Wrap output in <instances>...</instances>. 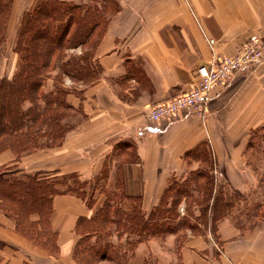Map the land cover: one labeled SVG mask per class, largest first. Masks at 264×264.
<instances>
[{
    "label": "crops",
    "instance_id": "1",
    "mask_svg": "<svg viewBox=\"0 0 264 264\" xmlns=\"http://www.w3.org/2000/svg\"><path fill=\"white\" fill-rule=\"evenodd\" d=\"M34 2L12 0L8 42ZM115 2L93 49L96 78L67 88L65 100L74 109L61 143L18 159L4 150L0 167L113 181L115 190L138 197L148 212L170 180H184L198 165L211 163L216 183L222 180L230 191L223 195L233 197L217 222L215 245L207 232L186 231L180 243L176 233L165 242L151 236L136 244L131 264H174L161 244L179 245V264H264V60L215 87L202 115L182 109L154 121L145 114L149 104L190 90L200 65L234 54L250 34L261 36L264 51V0ZM203 146L211 161L199 156ZM94 213L75 194H55L45 224L55 234L52 253L19 232L14 217L0 209V264H78L77 221ZM28 219L43 229L37 213Z\"/></svg>",
    "mask_w": 264,
    "mask_h": 264
},
{
    "label": "trees",
    "instance_id": "2",
    "mask_svg": "<svg viewBox=\"0 0 264 264\" xmlns=\"http://www.w3.org/2000/svg\"><path fill=\"white\" fill-rule=\"evenodd\" d=\"M11 3L12 0H0V46L6 39ZM87 3L35 0L24 13L17 27L13 46L20 66L10 76L0 77V152L8 149L18 159L25 152L58 145L72 126L67 120L74 109L65 100L68 89L56 83L52 91L45 92L42 83L46 73L55 68L60 74H69L88 82L96 78L100 67L96 61H88L87 50L91 49L93 56V49L108 17L107 14H98V8H90ZM116 9L117 4L113 0L110 13ZM99 24L102 27L96 34ZM76 46H84L86 52L83 51L78 57L66 58L65 52ZM26 102L29 106L23 107ZM200 153L205 160L211 161L204 146L200 148ZM197 177L204 181L201 184L195 183L197 191L202 193L201 200L197 202L199 214L195 217V222L192 223L186 217L173 224L166 222L167 217H180L176 210L178 203L165 208L161 202L171 189L172 183L169 182L158 203L148 212L142 210L138 197L125 196L135 202L130 209L112 206L113 210L110 211L111 206L105 203L91 217H80L76 226L80 238L73 251L74 259L78 264H94L103 259L122 260V256L114 248L110 250L107 245L89 242L92 236L100 235L107 224L114 225L116 230L122 229L137 236L135 241L127 243L130 248L148 236L174 233L180 228H188L192 233H206L208 223L209 230L215 233L216 223L226 213L230 203L219 194L214 196L212 193L211 169L198 171ZM77 178L76 174H20L14 166H1L0 209L14 217L19 232L56 253L55 234L45 227L51 212V200L55 194L60 193L81 197L77 187L67 183L68 179H72L75 184ZM176 187L175 196H190L186 186ZM85 205L90 207L86 203ZM31 213L39 215L42 230H38L29 221Z\"/></svg>",
    "mask_w": 264,
    "mask_h": 264
},
{
    "label": "rangeland",
    "instance_id": "3",
    "mask_svg": "<svg viewBox=\"0 0 264 264\" xmlns=\"http://www.w3.org/2000/svg\"><path fill=\"white\" fill-rule=\"evenodd\" d=\"M87 3V2H86ZM87 4H89L88 6H90V8L92 7H96L99 10L98 14H103V16L107 17L111 14L110 9L113 8V0H91L90 2H88ZM25 13V12H24ZM24 13L22 14V16L19 18L18 23L16 25V30L17 27L19 25V22L21 21L22 17L24 16ZM109 14V15H108ZM102 27L101 24H99L96 34H98L100 28ZM14 30V29H13ZM16 32V31H15ZM16 36V33H15ZM15 36L13 37L14 39L10 42H8L7 40V34H6V39L4 40V42H2L1 46H0V74H2V72L4 71H9L8 74H10V71H12V74L19 68L20 66V60L17 56L16 53L13 52V54L11 53V46H12V50H13V46H14V41H15ZM7 40V41H6ZM86 48L83 46H76V47H71L69 48L65 54H66V58H70V57H78L81 55V53L85 50ZM91 49L87 50V53L89 55H87L88 61L90 63H94V59L93 56L91 54ZM86 52V51H84ZM59 70L57 68L50 70L48 73H46V76L43 80L42 83V89L45 92H48L49 90H53L54 86L56 83H59L60 85H64V88H69L72 89L73 87V83H79V82H88V81H84V80H80V79H76L74 77H72L69 74H60L61 77H59ZM11 75V74H10ZM9 75V76H10ZM66 80H69V82L71 83H66ZM29 106V103H24L23 107H27ZM72 114V113H71ZM205 151L209 154V156H211L209 150H207L205 148ZM199 156H201V158L203 157L201 155V153L199 154ZM203 160V158H202ZM210 164L207 163H203L202 165H198V167L193 170L186 178V180H180V179H172L170 180V183H172V186L170 187L171 189H169L166 194L164 195V197L162 198L161 202L162 204H164L165 208H168L170 206H174V204H177V209L179 211L180 217H178V219H174V216H171L170 218H166V222H170L173 224V222L181 219L182 217H186L187 220L191 221L192 223L195 222V217L199 214V207L197 206V202H199L201 200V192L197 191V189L195 188V183L197 184H201L204 179L202 178H198L197 177V172L200 170H205V171H210V169L212 170V167L209 166ZM213 175V185H212V193L214 194V196H216L217 194H219L223 199H227V201L231 204L233 197L229 196V195H225L227 197H225L223 194L228 192L230 193V191L228 190V187L226 186V183L223 182L222 180H220L219 182L216 183L215 180V176L214 173L212 172ZM68 185L73 186V187H77V192L80 194V196L82 197V200L88 204L90 207L93 208L94 212L98 211L100 208L103 207V205L105 203H108L111 207H110V211L113 210V207H120L123 209H130L132 206L135 205V202L126 199V197L121 194L119 191L115 190L116 187V183L113 181H104L102 180V178L96 179L93 182L89 181V180H82L77 178L76 179V183L73 184L72 183V179H68ZM177 185L179 186H186L189 190V195L190 196H175L174 193V188L176 189ZM96 190H103L101 195H98L100 191H95ZM94 192V194H93ZM113 206V207H112ZM227 214V211L226 213ZM224 214V215H225ZM219 220V219H218ZM218 222V221H217ZM207 236L209 238V240L212 242L213 245L214 241L216 240V231L215 233H212L209 230V226L210 224H207ZM203 228V226H202ZM216 230H217V223H216ZM186 231H189L188 228H180L178 231L174 232L177 235V240L180 243L183 241V239L186 236ZM169 233H164V234H160V235H155L158 237H161L163 239H161L162 242H165L166 240H164L165 237L168 236ZM149 237L148 236L146 238H144L141 241H146ZM137 239V236L134 234H128L127 232H124V230L122 229H115L114 225L111 224H107L106 229H104L103 232L100 233V235L98 236H92V238H90L89 242L91 244H95V245H107V247L111 250L114 248V250H116L119 255L122 256V260L121 261H117V260H98L97 262H95L94 264H106L107 262H109V264H131L132 263V258L134 256V249L136 247V244L133 247H129L127 243L129 242H133ZM140 242V241H139ZM162 246H164L166 252H168V254L170 253V255L172 256V259L174 261V264H179L178 262V249H179V245H177L176 247L173 245L172 247L169 246V248L167 247V244H161ZM218 249L222 250V247L218 244ZM129 248V249H127ZM77 262V261H76ZM78 263V262H77ZM232 263V262H231Z\"/></svg>",
    "mask_w": 264,
    "mask_h": 264
},
{
    "label": "built area",
    "instance_id": "4",
    "mask_svg": "<svg viewBox=\"0 0 264 264\" xmlns=\"http://www.w3.org/2000/svg\"><path fill=\"white\" fill-rule=\"evenodd\" d=\"M264 60L261 36L252 33L232 55L214 57L209 63L197 68L198 79L190 90L169 99L149 104L146 118L159 120L173 116L182 109L204 113L211 91L228 80L234 73L246 71ZM66 83H70L66 80Z\"/></svg>",
    "mask_w": 264,
    "mask_h": 264
}]
</instances>
